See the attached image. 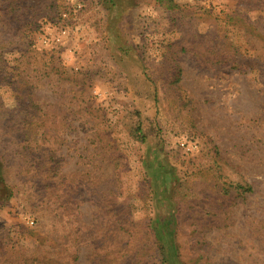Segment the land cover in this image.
<instances>
[{"label": "rangeland", "instance_id": "rangeland-1", "mask_svg": "<svg viewBox=\"0 0 264 264\" xmlns=\"http://www.w3.org/2000/svg\"><path fill=\"white\" fill-rule=\"evenodd\" d=\"M0 158V264H264V0H0Z\"/></svg>", "mask_w": 264, "mask_h": 264}, {"label": "trees", "instance_id": "trees-1", "mask_svg": "<svg viewBox=\"0 0 264 264\" xmlns=\"http://www.w3.org/2000/svg\"><path fill=\"white\" fill-rule=\"evenodd\" d=\"M133 137L135 140L144 143L149 134L137 126L134 129ZM12 188L7 185L4 163L0 158V205L4 204L12 196ZM176 219L172 216H159L151 223V234L157 246L158 258L161 264H185L179 252L176 234Z\"/></svg>", "mask_w": 264, "mask_h": 264}]
</instances>
